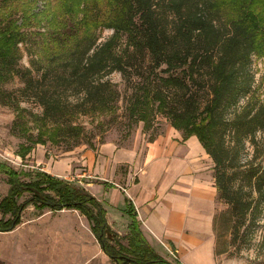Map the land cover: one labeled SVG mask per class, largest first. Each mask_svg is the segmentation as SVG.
Returning a JSON list of instances; mask_svg holds the SVG:
<instances>
[{
    "label": "trees",
    "instance_id": "trees-1",
    "mask_svg": "<svg viewBox=\"0 0 264 264\" xmlns=\"http://www.w3.org/2000/svg\"><path fill=\"white\" fill-rule=\"evenodd\" d=\"M69 2L85 6L80 8L84 11L81 20L88 22L90 17L94 28L111 29L112 34L97 43L95 31L85 33L70 53L57 46L58 53L44 61L38 49L55 39L51 37L53 27L64 23L63 16L55 9L50 12L52 5L45 1L44 9L51 19L46 23L41 11L33 12L29 7L30 0H0V102L18 108L21 96L36 99L42 108V126L55 124L51 133L55 140L61 127L78 129L71 123L72 115L113 108L119 93L106 79L111 73L119 72L127 81L138 78L141 84L129 102L138 119L148 126V114L154 110L183 136L195 135L213 160L217 198L229 205L236 220L247 215L254 220L264 195V137L258 136L264 135V98L254 84L250 62L253 56L264 57V7L255 11L254 5L236 0ZM64 3L65 8L71 7L67 0ZM24 56L28 65L21 62ZM15 78L23 86L13 103L14 97L3 86ZM49 78L64 93L49 92L45 85ZM67 91L78 96L77 102L68 101ZM73 138L64 150L79 144ZM43 142L35 140L32 144ZM246 143L252 151L242 161ZM32 144L23 147V157ZM0 174L7 176L9 184L7 194L0 199V211L11 215L0 218V231L13 230L28 205L51 211L74 208L90 220L102 250L115 263L173 264L157 254L135 216L129 224L127 245L117 242L116 248L110 244L108 240L117 234L107 225L101 203L83 188L35 166L16 170L1 160ZM31 174L32 180L21 179ZM45 190L54 191L58 198ZM25 191L31 195L19 203ZM218 214L216 228L223 239Z\"/></svg>",
    "mask_w": 264,
    "mask_h": 264
},
{
    "label": "crops",
    "instance_id": "crops-1",
    "mask_svg": "<svg viewBox=\"0 0 264 264\" xmlns=\"http://www.w3.org/2000/svg\"><path fill=\"white\" fill-rule=\"evenodd\" d=\"M27 156L36 168L94 196L123 245L135 216L157 254L173 264H217L225 251L216 228L213 160L195 135L185 137L170 123L152 140L128 146L105 141L58 157L34 148ZM27 207L13 230L0 231V264H117L79 210L25 214Z\"/></svg>",
    "mask_w": 264,
    "mask_h": 264
},
{
    "label": "rangeland",
    "instance_id": "rangeland-1",
    "mask_svg": "<svg viewBox=\"0 0 264 264\" xmlns=\"http://www.w3.org/2000/svg\"><path fill=\"white\" fill-rule=\"evenodd\" d=\"M30 1L29 7H32L33 12L41 11L44 14L46 23L51 19L49 18L50 14H46V9H44L45 1H48L52 5L50 12H52V9H55L64 18L63 24L54 25L53 27L54 32L51 37L55 39H51L49 43L41 44V47L37 48L38 54L40 53V56L44 57V61H46V57L58 53L55 49L57 46L65 54L70 53L75 41L85 33L95 31L99 36L97 43L103 42L112 34L111 29L94 28L95 24L90 17L86 18L88 22L81 20L84 11H80V8L84 6L83 4L77 6L69 2L70 0H67L71 7L65 8L64 4L66 3H64V0ZM236 1L244 4L248 3L250 6L254 5L255 11L261 10L264 7L263 0ZM120 43L122 45L125 43V35L121 37ZM21 62L23 65H28L27 57L24 56ZM250 69L254 75V84L257 86L258 93L261 98H264V57L253 56L250 62ZM106 79L114 85V88L119 93L118 102L113 105V108L94 114L78 113L72 115L71 123L73 127H78V129L74 128L75 130H73L69 128L71 130H67V128L61 127L59 129L60 134H58L55 140L51 138V133L56 128L55 124H47L46 128L42 126L43 122L40 119L42 108L36 99L21 96L20 99L22 97L25 98L19 99L18 108L0 102V153L5 157H0V160L8 163L16 170H20L21 168L30 170L33 167L32 161L27 156L28 153L23 157L21 152L23 147L32 144L35 140L44 141V144H32V149H45L51 155L58 157L76 147L87 146L95 148L105 141H113L123 146L131 145L135 140L146 141L152 135L161 132L164 126L169 123L165 116L152 110L148 114V126L147 124L144 126L143 121L138 119L137 112L131 109L129 104L130 97H134L135 88H138L141 84L138 78H132L130 81H127L122 78L119 72L115 71L107 76ZM45 85L47 89L49 88V92L64 93L60 87L56 86L59 84L54 79L49 78ZM22 86L23 82L19 78H15L3 86L6 91L12 94L11 97H14L13 103L17 95H20L18 89ZM69 92H65L69 97L68 101L72 104L77 102L78 96L71 95ZM243 102L244 100L242 99L240 103ZM76 130L80 132H76ZM258 136L264 137L263 133L258 134ZM72 137H74V140H79V144L69 150H64L66 143H69ZM70 143H73L72 140ZM246 145L247 148L240 157L242 161H245L252 151L249 144L246 143ZM32 149L30 152H32ZM21 179L29 181L33 179V176L32 174L30 177L22 176ZM8 188L7 176L0 174V199L7 194ZM45 193L54 199L58 198L57 194L52 190H45ZM30 195L29 192L25 191L17 201L20 203L24 199H28ZM253 196L255 197V194ZM217 200V211L219 212L218 228L225 241V244H223L225 251L217 258V264H264V195L260 199L259 208L254 216V220H251L252 215H247L244 220H236L229 212V205L222 199L217 198ZM30 211L34 212L35 209L29 206L24 213ZM10 217L9 213L3 215L0 211V218L7 219ZM235 225L238 227L237 231L234 229ZM108 242L118 248L117 242L121 243V240L115 236L113 239L108 240ZM159 247V251L163 252L164 249L161 246ZM162 254L166 255V252ZM124 255H128V253ZM132 256H135V254Z\"/></svg>",
    "mask_w": 264,
    "mask_h": 264
},
{
    "label": "built area",
    "instance_id": "built-area-1",
    "mask_svg": "<svg viewBox=\"0 0 264 264\" xmlns=\"http://www.w3.org/2000/svg\"><path fill=\"white\" fill-rule=\"evenodd\" d=\"M0 157H1V158H5L4 155H3L2 153H0ZM31 168H32V167H31ZM169 253H170V255L175 256V254L173 253V251L169 250Z\"/></svg>",
    "mask_w": 264,
    "mask_h": 264
}]
</instances>
